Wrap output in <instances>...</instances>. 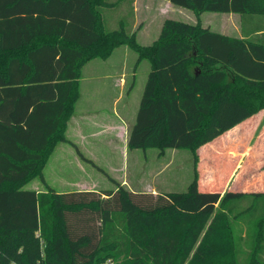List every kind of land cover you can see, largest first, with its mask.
Masks as SVG:
<instances>
[{
    "label": "trees",
    "instance_id": "trees-1",
    "mask_svg": "<svg viewBox=\"0 0 264 264\" xmlns=\"http://www.w3.org/2000/svg\"><path fill=\"white\" fill-rule=\"evenodd\" d=\"M164 1L197 19L264 17V0ZM123 2L0 0V264H264V192L199 186V150L264 110V27L236 38L167 19L143 46L124 22L107 29L104 11ZM120 47L150 64L128 148L191 151L186 192L114 181L115 190L59 193L45 181L57 144L69 143L84 66ZM37 178L45 192L25 189ZM234 224L251 230L243 263Z\"/></svg>",
    "mask_w": 264,
    "mask_h": 264
},
{
    "label": "rangeland",
    "instance_id": "rangeland-1",
    "mask_svg": "<svg viewBox=\"0 0 264 264\" xmlns=\"http://www.w3.org/2000/svg\"><path fill=\"white\" fill-rule=\"evenodd\" d=\"M129 1L130 0H125V2L120 4V6L116 9H107L104 11L107 29H119L121 22H124L125 28L128 32L141 30L138 34V41L143 46L151 45L158 38L162 26L167 19L182 21L188 24H195L199 21L203 27L206 23H212L213 27L217 28L218 30H223L225 28L224 23L228 20H214V18H227L231 16L229 14L226 15L220 13H203V16H201L203 17L202 21L201 18L197 19L194 12L188 9L171 5L164 0H140L137 12L138 19L135 20L134 15L132 16V6L130 5ZM165 3H167V5H165ZM209 21L210 23H208ZM135 22L136 26L141 23L140 27H138L137 29H134ZM228 22L226 24H228ZM213 27L212 29L214 30ZM231 33L237 35L236 30L231 31ZM91 66L88 67L90 69H86L85 79H94V81H97V84L99 85L103 82H107L109 85V92L107 94L108 96L106 98L107 100L105 104L101 106H95L93 108L96 110L99 109L100 111H113L115 108L119 110L121 109L124 103H126V100L124 99L123 101L118 103V107L117 105H114L115 99L119 95V88L117 87L118 89H115L113 82L117 78H121L122 76H124L126 77V80L128 82L125 91L126 96L128 95V92H131V107L134 111L132 121L134 124L147 82L148 74L150 72V64L147 61L138 63V55L128 47H123L110 61L105 62L102 60H96L94 63H92ZM91 68L105 69V72L102 74L101 72L96 71L95 75L91 76L90 74H93L92 71H94ZM109 83L111 84V88ZM118 85L119 82L117 86ZM83 90L84 93L87 91L86 88H83ZM260 112H263L262 115L258 116V118H260L261 120L260 127H262L264 125V110ZM257 136H259V132L256 133L255 138L253 140H249V142H251L250 145L256 148L257 152L263 153L262 157L264 158V137L259 138ZM130 152L131 153L129 155L127 180L131 189L138 191L147 190L155 192H186L188 186L194 179V155L191 151L166 150L163 153H160L156 149H151L145 151L137 150L134 153H132L133 151ZM210 152L212 153V150L203 153V158L207 160L206 165L203 166V169L206 173V169L209 167L208 160H210V156H208V154H210ZM63 156H65L64 158L67 160V167H61V170H57L52 163V165H50L46 170V178L51 183H53V185H58L59 187H61L62 181L73 179L78 180L79 182L100 185L98 187L99 189H116V186H114V184L110 180V175L107 174L104 170L103 172H101L92 164L86 163L84 161V164L81 165L78 159L75 158L73 153L72 155L69 152L64 153ZM98 158L100 159V165L103 166L108 173L120 179L122 173H119L116 170L123 164V154L120 150H117V152H113L111 154H101L99 152ZM220 160V162L217 161V166H221V168H223L224 170L229 169V157L222 156ZM107 181L111 182L113 186L108 185L110 183H107ZM205 186L206 185L202 184L200 186V190L203 191L206 188L219 189L218 191H221L223 193L232 190V186ZM255 190L264 191V187H253L250 188L249 191L254 192ZM243 206H247V203H244ZM258 215H260V213ZM234 232L237 237L242 236V253L240 254V260L243 263L249 258L252 252V248L250 245L251 230L242 227L241 224L237 226H235L234 224ZM263 243V236H260L259 244Z\"/></svg>",
    "mask_w": 264,
    "mask_h": 264
},
{
    "label": "crops",
    "instance_id": "crops-1",
    "mask_svg": "<svg viewBox=\"0 0 264 264\" xmlns=\"http://www.w3.org/2000/svg\"><path fill=\"white\" fill-rule=\"evenodd\" d=\"M139 1L140 0H135L133 3L135 20L138 19L137 12ZM167 3H165V5H167ZM229 15L231 16L227 18H214V20H230L229 22L227 21L228 24H226L227 22L224 23L225 28L223 30H218L217 28L213 27L212 23H206L204 27L210 28L214 32L230 37L243 38V35L245 34L249 37L251 36V34H253L254 36V34L257 35L262 33L264 38V31H262L261 33H254L257 28L264 27V17H247L242 20L239 14L231 13ZM201 19L203 21V17H201ZM208 23H210V21ZM140 25L141 23L136 26L135 22L134 29H137L138 27H140ZM212 27L214 28V30L212 29ZM233 29L237 31V35L231 33V31H234ZM136 31L138 39V34L141 30ZM121 48L123 47L116 49L112 56L107 60L95 59L88 62L82 70V78L80 80V97L75 105V111L67 123V129L65 132V137L69 141V143L57 144L53 155L50 158V161L44 169V178L46 183L59 193L109 190L107 188L99 189L98 187L100 185L97 184L79 182L78 180L73 179L62 181L61 187H59L58 185H53V183H51L46 178V170L50 165H52V163L57 170H61V167H67L66 164L68 165V163L64 158L65 156H63L64 153L69 152L71 155L73 153L75 158L78 159L79 163L81 165L84 164L85 161L81 159V157L78 155L77 150L72 146V144L77 146L81 154L87 160L92 161L98 168L104 170L107 174H109L111 178L110 180L112 181L114 186H116V184L114 183L115 181L130 191L152 192L154 194L157 193L155 191L134 190L131 189L128 184L127 178L129 155L131 153L130 151H133L132 153H134L137 150H129L128 148L129 132L134 125L132 121L134 111L131 107V92H128L127 96L125 94L128 84L126 77L122 76L121 78H117L113 82L114 88H119V95L115 99L114 105H117L118 107V103H120L124 99L126 100V103H124L120 110L117 108H115L113 111L104 110L106 112H104L103 110L100 111L99 109L96 110L93 107L105 104L107 100L106 98L108 96L107 94L109 92L108 83L103 82L99 85L97 84V81H94V79H85L86 69H90L88 67H90L92 63H94L96 60H102L105 62L110 61L115 57L116 53ZM91 69L94 70L92 71L93 74H90L91 76H94L96 71L101 72L102 74L105 72V69ZM118 82L119 85L117 86ZM83 88L87 89L85 93ZM262 113L263 112H259L257 115L241 123L237 127L220 136L214 142L205 145L199 150V186H201L202 184L206 185L205 187L232 186V190L230 191L234 192H252L249 191L250 188L264 187V158L262 157L263 153L257 152L256 148L250 145L251 142H249V140H253L255 138L256 133L258 132L259 136L257 137H264V125L260 127L261 120L260 118H258V116L262 115ZM117 150H120L123 154V164L121 167L116 169L117 172L122 173L120 179L108 173L107 170L100 165V159L98 158L99 152L101 154H111L113 152H117ZM209 150H212V153L210 152V154H208V156H210V160H208L209 167L206 169V173L203 169V166L206 165L207 160L203 158V153H206V151L209 152ZM222 156L229 157L230 167L227 170H224L223 168H221V166H217V161L220 162ZM107 183H110L108 185H112L111 182L107 181ZM25 189L33 190L39 193L46 191V187L39 178L30 182L25 187ZM213 190L215 189L206 188L203 191ZM254 192L264 191L255 190Z\"/></svg>",
    "mask_w": 264,
    "mask_h": 264
}]
</instances>
